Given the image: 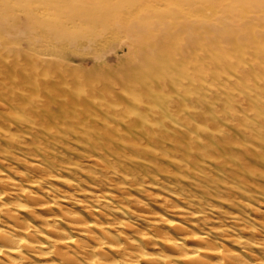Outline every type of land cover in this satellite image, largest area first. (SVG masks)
Returning <instances> with one entry per match:
<instances>
[{
	"label": "bare ground",
	"instance_id": "obj_1",
	"mask_svg": "<svg viewBox=\"0 0 264 264\" xmlns=\"http://www.w3.org/2000/svg\"><path fill=\"white\" fill-rule=\"evenodd\" d=\"M119 32L131 59L104 75L99 63L97 88L73 66L43 58L66 45L98 60L96 43ZM214 128L220 137L207 132ZM72 139L105 172L125 177L162 156L181 172H223L234 180L225 176L230 195L264 179V0H0V157L24 150L39 178L56 180L50 150ZM0 186V218L10 221L0 223V264H264L251 248L218 242L213 226L152 216L142 231L100 207L86 210L91 219L73 215L71 228L56 226L58 216L44 221L43 232L17 215L35 211L21 179L5 176ZM13 196L19 203L11 207ZM64 197L44 206L59 207ZM94 197L109 203L106 194ZM243 239L233 243L247 247Z\"/></svg>",
	"mask_w": 264,
	"mask_h": 264
},
{
	"label": "rangeland",
	"instance_id": "obj_2",
	"mask_svg": "<svg viewBox=\"0 0 264 264\" xmlns=\"http://www.w3.org/2000/svg\"><path fill=\"white\" fill-rule=\"evenodd\" d=\"M63 18L64 17H61V19ZM93 32H97V28H95ZM105 36V38L102 36V40L96 43L99 46L97 47L99 48L97 52L100 55L98 60L94 58L92 52L74 54L66 45L60 46L59 49H61V51L56 56L44 55L43 58L47 60L54 59L58 62L69 64L70 67L73 66L72 68L75 73L85 76L84 78L91 79L92 81L90 83L97 88L99 85L97 86L96 82L94 83L95 78L92 76L98 75L99 72L97 67L99 63L103 66L104 75L105 70L112 72L118 65L130 61L131 59L130 56H128L129 54L125 46L121 45L125 42L123 32L109 33ZM103 39L105 40L104 43ZM21 46L23 50L28 51L27 44L24 41L21 42ZM187 70L191 73L193 72L191 68ZM97 84L100 83L97 81ZM92 85L85 86L86 89L83 86L81 89L76 90V92H78L77 94L86 95L90 92V87H92ZM127 90V87L122 89L124 92ZM192 91L194 90L191 88L187 93H191ZM235 106L241 107V102L237 100ZM214 129L210 131L207 130V132L220 137L222 128ZM168 130L170 131V129ZM205 132H203L204 134L201 133L200 136L205 135ZM20 140H22V137ZM76 144L77 143L72 139L69 140V144L67 145L68 148L64 149L58 144V147L50 150L55 154L58 160V164H56V167L51 171L52 174L56 175V180L52 179V175H43L46 177L40 176V178L43 177L40 179L38 177L40 174L28 167L32 162H34L33 164H35V162L38 163L35 160L36 158L25 154L23 152L24 150H18L17 148L12 150V153L9 154L10 156L8 155L6 159L0 157L2 158L0 159V178L8 176L21 179L23 187L31 190L30 192L36 196V199L27 200L28 202L26 201L28 203L26 205L35 208L34 213L28 210L21 212L12 211L14 213L17 212L19 216L21 215V219L23 218L22 221L27 224L35 225L39 230L41 229L44 232V230L49 227H47L44 221L50 223L51 220H55L58 216V221L55 222L56 226L71 228L70 226L72 223L70 222L73 215L86 218L88 217V211L86 212V210L92 207H100L99 209H103L102 211L105 213L111 209L112 215L109 214L107 217L113 218L112 220H115V222H124L127 225H131L133 228L141 229V226H143L144 229L142 231L148 230L146 229L148 228L147 222L149 219L152 220V216L163 217L165 219H181L184 225L191 222H199L200 225L204 224L205 227H214L213 231L216 232H210V235L217 238L216 240L218 242L220 241L229 247L239 249L244 248L248 250V248H251L253 253L264 258V247L261 248L262 244L260 243L264 239V179L261 181L254 179L250 181V183L244 184L241 188L232 189L233 192H231L230 195L227 190L224 191V187H226L225 182H228V179L229 184H231L234 180H231L226 174H223V172L215 171L211 168L205 169L204 175L196 171H192L191 173L181 172L178 168L173 166L174 163L171 162L172 160H170L169 157L162 156H158V158L152 162H139L148 168L135 169L133 173L127 175L128 177H125L126 174H111V172H105L106 170L103 169V166L99 165L97 162L94 163L92 160L93 158L89 157V155L83 151L82 146ZM2 147L4 148V144ZM169 153L175 157L172 152ZM174 160L177 161L178 158L175 157ZM53 170L55 172L58 171L56 172L57 174ZM205 175H207V179L204 178ZM34 178H39L42 182L35 188L28 187V182L30 183V180L32 181ZM206 185L209 186L206 187ZM207 190L209 192L216 191V195L206 192ZM95 194L108 195L110 204H101L98 198L94 197ZM9 195L12 197L11 194ZM63 197L66 198V202H62V205L59 206L60 208L58 205H54L55 208L53 207L51 211L44 206L47 205L44 204L45 201L50 198L59 200ZM13 198L10 199L11 207L19 203L18 197L13 196ZM20 198L22 199V197L19 196V199ZM24 202L25 201L22 203ZM119 210H121V212ZM88 218L91 219L90 216ZM2 219L4 224L10 223V221L6 222V219L3 217L0 218L1 224L3 223V221L1 222ZM155 223L156 225L159 224L157 226L160 227L161 230L165 227H163L164 223L160 221H155ZM166 228L167 227L164 228L165 231L168 230ZM137 230L138 229H135L133 233H138L136 232ZM124 232L127 236L132 235V237H134L138 235H133L130 230ZM223 232L225 235H222ZM238 236L246 240L247 247L233 243V239L239 238ZM151 247L153 246H148L147 250H150ZM248 251H250V249Z\"/></svg>",
	"mask_w": 264,
	"mask_h": 264
}]
</instances>
